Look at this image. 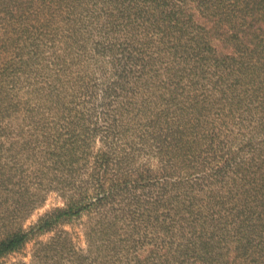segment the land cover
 Masks as SVG:
<instances>
[{
  "label": "trees",
  "instance_id": "16d2710c",
  "mask_svg": "<svg viewBox=\"0 0 264 264\" xmlns=\"http://www.w3.org/2000/svg\"><path fill=\"white\" fill-rule=\"evenodd\" d=\"M73 91L99 95L109 131L161 146L159 176L132 174L165 178L118 200L132 174L103 172L25 228L11 219L46 168L73 181L54 172L77 156ZM0 196V258L101 205L90 234L108 264H264V0H0Z\"/></svg>",
  "mask_w": 264,
  "mask_h": 264
},
{
  "label": "rangeland",
  "instance_id": "374dc122",
  "mask_svg": "<svg viewBox=\"0 0 264 264\" xmlns=\"http://www.w3.org/2000/svg\"><path fill=\"white\" fill-rule=\"evenodd\" d=\"M80 63L82 65L88 64V61L81 59ZM75 68H78V66H75ZM95 81V79H92L90 83L95 84ZM75 83H77V86L73 85V90L79 88L78 78L73 76V84ZM96 86L94 85L93 87ZM78 94L73 91L72 95L66 96V102L73 99V106L77 110L81 109V112L75 118V122L81 126L78 131L81 133H79L80 139L75 145V149H73L74 153L76 151L77 156L75 159L67 160L63 154L62 159L64 160L61 159L62 161L54 168V172H73V181L64 185L55 176H50L49 178L48 176L51 175L52 169L46 168V171L51 172L47 174L42 184H36L40 194L37 192L33 196L25 194L26 200L32 199L33 201L27 208L22 209L21 213L18 211V215L16 218L12 217L11 222L22 224L25 228L30 226L38 220L40 215L63 204L62 191L74 190L75 187L82 185L88 192H93L97 182L96 178L101 176L103 172H111L109 176L117 177L118 180L125 179L128 175L126 172L132 174L133 172L145 170L150 173L153 172V174L156 173L157 176L161 174V166L165 163L161 146L152 142L148 145L136 143L132 138L131 129H128L129 132L125 131L126 129L121 132L117 130L109 131L106 127V121L102 119V114L105 110H103L104 106L98 100L99 95H96L98 96L97 100L88 101V98H84V94H81V98ZM61 100H65L64 96ZM118 112L119 110L116 108L110 114V121L117 116ZM71 118H73V111H71L70 117H67L66 120ZM59 120L63 122L61 117L58 118ZM58 121L55 123L56 126L60 124ZM71 129L73 130V128ZM112 136L113 140L111 141ZM104 137L106 138L103 139ZM133 144L137 145H135L132 152L130 149ZM104 150H110V159L107 156L100 157L99 153ZM35 151L36 149L32 150V152ZM125 151L130 156L126 160L123 159L124 161L121 164L117 163V157ZM34 162L38 168H41L42 164L37 163L35 160ZM26 165L31 171L29 161H27ZM179 174L183 173L179 172ZM197 175L198 173L190 172L188 177L196 179ZM126 178L127 186L121 185L122 196L118 200L128 198L130 193L132 194L134 191L141 192L143 189L159 187L165 176L152 177L146 180V178L141 179L140 175L132 174V176ZM109 179L110 177L107 182H109ZM138 180H141L140 185L137 187L138 190H134L136 187L133 185ZM116 182L122 184L124 180ZM21 183H26L27 186H34V178L30 176L21 181ZM0 200L3 201L1 196ZM117 202L116 200L115 207L118 205ZM3 203L4 205L6 204L5 202ZM101 208L103 206L99 205L90 212H85L80 216L73 217L71 220H65L54 225L50 230L32 234L20 249L1 257L0 264H108L110 256L107 254L106 256L97 250L96 245L101 241L97 242L90 234L93 224L99 220V209ZM150 248V244L143 245L138 251L133 253L146 256Z\"/></svg>",
  "mask_w": 264,
  "mask_h": 264
}]
</instances>
